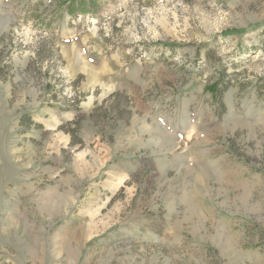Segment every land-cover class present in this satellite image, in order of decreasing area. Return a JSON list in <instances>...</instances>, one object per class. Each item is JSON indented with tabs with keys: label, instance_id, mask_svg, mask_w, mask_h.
I'll return each instance as SVG.
<instances>
[{
	"label": "rangeland",
	"instance_id": "374dc122",
	"mask_svg": "<svg viewBox=\"0 0 264 264\" xmlns=\"http://www.w3.org/2000/svg\"><path fill=\"white\" fill-rule=\"evenodd\" d=\"M0 264H264V0H0Z\"/></svg>",
	"mask_w": 264,
	"mask_h": 264
},
{
	"label": "trees",
	"instance_id": "16d2710c",
	"mask_svg": "<svg viewBox=\"0 0 264 264\" xmlns=\"http://www.w3.org/2000/svg\"><path fill=\"white\" fill-rule=\"evenodd\" d=\"M71 11V10H70ZM69 12V11H68ZM71 12H73V11H71Z\"/></svg>",
	"mask_w": 264,
	"mask_h": 264
}]
</instances>
